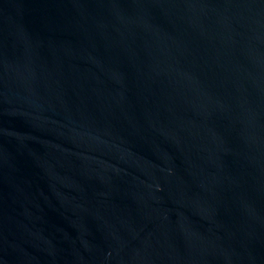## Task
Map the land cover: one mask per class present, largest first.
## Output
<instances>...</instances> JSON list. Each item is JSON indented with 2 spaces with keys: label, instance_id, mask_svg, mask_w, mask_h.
Returning a JSON list of instances; mask_svg holds the SVG:
<instances>
[{
  "label": "water",
  "instance_id": "1",
  "mask_svg": "<svg viewBox=\"0 0 264 264\" xmlns=\"http://www.w3.org/2000/svg\"><path fill=\"white\" fill-rule=\"evenodd\" d=\"M0 264H264V0H0Z\"/></svg>",
  "mask_w": 264,
  "mask_h": 264
}]
</instances>
